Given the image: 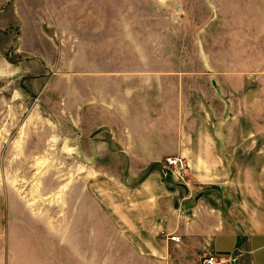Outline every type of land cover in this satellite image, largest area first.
Masks as SVG:
<instances>
[{
  "label": "crops",
  "instance_id": "1",
  "mask_svg": "<svg viewBox=\"0 0 264 264\" xmlns=\"http://www.w3.org/2000/svg\"><path fill=\"white\" fill-rule=\"evenodd\" d=\"M200 1L208 18L190 0H88L91 17L78 20L71 12L70 44L58 47L60 56L76 60L46 86L64 99L93 152L121 155L125 170L140 173L110 195L109 226L125 243L120 264H175L181 248L195 261L212 252L221 264H264V218L235 228L210 204L186 212L180 205L190 196L175 194L158 171L167 155L184 163L228 147L248 153L252 132L200 128L195 106H257L264 116V0ZM238 119L231 115L229 122ZM80 217L88 234L93 213L87 208ZM30 222L15 247L13 193L1 190L0 264H45L42 227L36 232ZM87 243L72 246L81 264H89ZM60 248L54 255L61 257Z\"/></svg>",
  "mask_w": 264,
  "mask_h": 264
},
{
  "label": "rangeland",
  "instance_id": "2",
  "mask_svg": "<svg viewBox=\"0 0 264 264\" xmlns=\"http://www.w3.org/2000/svg\"><path fill=\"white\" fill-rule=\"evenodd\" d=\"M72 1L71 9L69 0H0V191L13 193L15 247L21 248L23 236L27 238L21 227L30 220L32 230L37 232L38 224L42 227L45 264H81L72 246L85 248L86 240L89 264H120L125 243L109 226L110 195L123 190L125 180L137 182L140 173L125 170L121 155L93 152L86 134L70 121L64 99L46 88L56 72H69L76 60L60 56L58 48L70 44V13L78 20L92 15L88 0ZM192 4L209 17L204 1L190 0ZM60 34L66 43L60 42ZM195 109L200 128L252 132L248 153L243 147L238 154L230 153L228 147L223 154L189 155L182 169L165 173L166 157L180 156L167 155L158 171L175 194L190 196L180 205L184 211L210 204L221 210L229 227L260 222L264 218L261 108L237 105L231 111L223 105L217 111L213 105H200ZM235 114L238 121L229 122ZM87 208L93 213L88 234L80 217ZM59 247L61 257L54 255ZM192 255L181 248L175 264H200V256L195 261Z\"/></svg>",
  "mask_w": 264,
  "mask_h": 264
},
{
  "label": "built area",
  "instance_id": "3",
  "mask_svg": "<svg viewBox=\"0 0 264 264\" xmlns=\"http://www.w3.org/2000/svg\"><path fill=\"white\" fill-rule=\"evenodd\" d=\"M162 163V167L164 168L163 172L165 173L169 172L168 170H172L171 172H173L174 170H180L183 168L182 159L178 156L166 157L165 162ZM177 175L179 177H182L180 171L177 173ZM173 238L175 239L176 236H173ZM222 262L223 261L221 260V258H219L217 254L212 252H207L200 259V264H221Z\"/></svg>",
  "mask_w": 264,
  "mask_h": 264
}]
</instances>
